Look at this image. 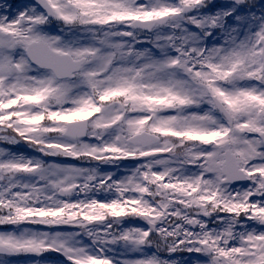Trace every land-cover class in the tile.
I'll return each instance as SVG.
<instances>
[{"label": "snow or ice", "instance_id": "snow-or-ice-1", "mask_svg": "<svg viewBox=\"0 0 264 264\" xmlns=\"http://www.w3.org/2000/svg\"><path fill=\"white\" fill-rule=\"evenodd\" d=\"M0 145V264H264V0H0Z\"/></svg>", "mask_w": 264, "mask_h": 264}, {"label": "rangeland", "instance_id": "rangeland-1", "mask_svg": "<svg viewBox=\"0 0 264 264\" xmlns=\"http://www.w3.org/2000/svg\"><path fill=\"white\" fill-rule=\"evenodd\" d=\"M12 2L17 3V4H22L24 2H21L19 0H12ZM2 147V145H0ZM16 150L18 152L24 153V154H29L31 155L32 153L28 149L26 145H18L16 146ZM56 159H62V158H56ZM127 163V162H124ZM196 254H189V253H176L173 256V259L179 262V264H192L193 258L195 257ZM21 261V264H27L29 260H42L44 264H61L63 261V257H61L57 253H44L41 257H21L19 258Z\"/></svg>", "mask_w": 264, "mask_h": 264}]
</instances>
